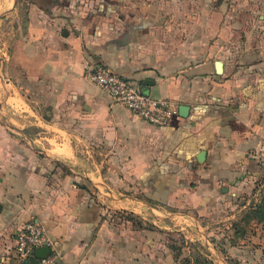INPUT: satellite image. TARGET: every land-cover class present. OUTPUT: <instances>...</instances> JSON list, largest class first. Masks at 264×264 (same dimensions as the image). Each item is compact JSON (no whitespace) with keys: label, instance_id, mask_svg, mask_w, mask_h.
<instances>
[{"label":"crops","instance_id":"0c3cea01","mask_svg":"<svg viewBox=\"0 0 264 264\" xmlns=\"http://www.w3.org/2000/svg\"><path fill=\"white\" fill-rule=\"evenodd\" d=\"M225 7L0 0V31L10 21L17 28L13 58L0 55V86L14 87L0 106L1 114L14 108V125L0 121V264L17 263L16 235L32 218L57 243L52 264H159L151 256L157 235L118 218L109 199H132L142 214L226 212L245 197L262 199L264 57L246 66L220 56L240 35L228 29ZM89 65L141 87L152 82L149 95L177 115L164 127L144 121L85 79ZM236 240L241 261L264 264L260 250L243 246L262 235Z\"/></svg>","mask_w":264,"mask_h":264},{"label":"rangeland","instance_id":"374dc122","mask_svg":"<svg viewBox=\"0 0 264 264\" xmlns=\"http://www.w3.org/2000/svg\"><path fill=\"white\" fill-rule=\"evenodd\" d=\"M240 1L242 5L235 6V0H226L228 29L240 30V35L228 38L231 46L228 47L227 55L220 56L225 59L228 57L233 63L242 62L248 66L264 57V0ZM236 12L239 15L235 24ZM14 26V22L10 21L0 31V55L5 54L7 63L14 56V32L17 31ZM242 72L249 77L254 71L246 69ZM12 91L14 87L4 91L0 86V106ZM2 113L0 112V121L14 125V108L8 105ZM263 197L261 200L245 197L233 210L207 214L177 206L166 209L159 207L157 211L148 208L142 214L135 212L138 204L132 199H126L124 206H120V198L109 199V202L118 209L115 212L118 218L131 220L136 228H145L157 235L158 244H153L155 249L151 251V256L160 261L159 264H165L163 260L168 257L179 264H245L238 256L242 244L236 239L242 237L248 242L254 233H259L264 238ZM146 238L149 241L152 236ZM243 246L250 250H260L264 256V242ZM16 264H19L18 260Z\"/></svg>","mask_w":264,"mask_h":264},{"label":"built area","instance_id":"2783aa9c","mask_svg":"<svg viewBox=\"0 0 264 264\" xmlns=\"http://www.w3.org/2000/svg\"><path fill=\"white\" fill-rule=\"evenodd\" d=\"M85 79L106 92L112 100L131 111L144 121L164 127L173 116L177 115V107L168 100H160L146 96L141 91V85L133 80L126 79L104 66L92 67L89 65L85 71ZM264 159V147L260 152ZM56 242L50 238L45 225L37 218L24 223L16 235V254L19 264L34 255L41 247H48L52 253ZM50 257L40 261V264H52Z\"/></svg>","mask_w":264,"mask_h":264},{"label":"water","instance_id":"95a60500","mask_svg":"<svg viewBox=\"0 0 264 264\" xmlns=\"http://www.w3.org/2000/svg\"><path fill=\"white\" fill-rule=\"evenodd\" d=\"M216 66H217L218 72L221 73L222 72V62H220V61L216 62ZM151 83L152 82L148 81L145 84L146 87H144V86L141 87L142 93L146 96H149V93H148L149 92V85ZM187 111H188V107H186V106L180 107V115L181 116H185ZM0 208H1V205H0ZM50 255H51V251L48 247H41L35 251L33 256H31L29 259H26L25 261H23L22 264H40L41 260L47 259L48 257H50Z\"/></svg>","mask_w":264,"mask_h":264}]
</instances>
